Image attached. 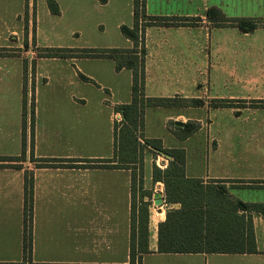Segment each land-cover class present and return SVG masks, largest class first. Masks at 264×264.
Listing matches in <instances>:
<instances>
[{"label":"crops","instance_id":"0c3cea01","mask_svg":"<svg viewBox=\"0 0 264 264\" xmlns=\"http://www.w3.org/2000/svg\"><path fill=\"white\" fill-rule=\"evenodd\" d=\"M133 1L55 0L60 14L54 15L48 0H0V159L20 158L25 151L24 161L12 164L17 168L0 161V263L23 260L26 172L34 179V262L129 263L134 170L116 166L114 126L122 117L115 108L132 103V71H117L112 59L51 58L32 50L41 51L38 9L45 2L51 19L70 14L69 25L60 32L51 30L58 40L79 35L81 30L71 29L74 19L90 37L89 49L73 50L132 49L133 42L121 28L135 26ZM74 7L80 8L78 12ZM212 8L227 18L264 25V0H146L147 16L203 19L196 27L146 28V98L201 99L205 104L147 108L144 137L161 140L166 149L185 150L187 180L224 186L231 198L243 203L264 204V199L246 195L264 189V181L254 182L264 180V165L248 153L231 150L234 137H242L251 127H264V99L233 96V90L244 92L256 81H233L237 76L216 66L235 60L264 64V27L252 32L214 27L206 18ZM66 44L56 49H72ZM219 101H232L233 107L215 108ZM177 123H197L201 128L183 140L181 132L171 130ZM32 154L35 159L113 162L85 168L61 162L57 168H40L31 161ZM165 163L167 168L169 162ZM148 177L152 181L151 170ZM156 184L157 192L165 191L163 183ZM180 208L150 204L149 253L142 264H264V233L256 222L253 253H159V225L169 210Z\"/></svg>","mask_w":264,"mask_h":264},{"label":"trees","instance_id":"16d2710c","mask_svg":"<svg viewBox=\"0 0 264 264\" xmlns=\"http://www.w3.org/2000/svg\"><path fill=\"white\" fill-rule=\"evenodd\" d=\"M106 4L108 0H99ZM50 11L54 15L60 14L55 0H48ZM135 26H123L122 34L134 44L132 49L107 50H46L42 56L51 58H99L112 59L116 63L117 71L129 69L133 74L132 103L115 108L123 117L122 123H115V151L114 159L121 168L133 169L137 164L139 141L135 131H144V115L147 108L180 107L200 108L204 106L201 99L184 98H146V56L145 31L148 27H196L203 19L186 17H150L146 14V0H134ZM36 11V10H35ZM206 18L214 27H237L244 32H252L263 26L259 21L247 19L227 18L217 8L207 12ZM85 79V78H83ZM86 80V79H85ZM215 108L233 107L232 101L214 102ZM241 108V107H238ZM187 123L180 138L185 140L198 131L201 126ZM144 147L149 148L156 155L170 156L167 169L161 170L156 165L152 169V181L165 185L167 204L181 205L180 209L169 210L166 221L159 225L158 251L163 254H246L256 251L255 235L252 220L245 214L258 213L264 216V204L243 203L228 197L224 186L204 185L198 180L185 178L186 153L183 149H166L161 140H144ZM25 139L23 146L25 147ZM167 158V157H166ZM25 151L20 158H1L0 161L23 162ZM40 168H57L61 162H67L68 167H103L112 160H50L35 159ZM120 163V164H119ZM17 168L18 166L10 165ZM22 169V168H21ZM133 201L131 214V249L128 264H142L143 256L149 253V206L148 202L137 206L135 202V173L133 174ZM33 190L34 179L29 172L25 174V217H24V246L23 260L20 262L0 264H46L33 260ZM152 196V195H150ZM230 196V195H229ZM243 213V214H241Z\"/></svg>","mask_w":264,"mask_h":264},{"label":"rangeland","instance_id":"374dc122","mask_svg":"<svg viewBox=\"0 0 264 264\" xmlns=\"http://www.w3.org/2000/svg\"><path fill=\"white\" fill-rule=\"evenodd\" d=\"M79 9L80 8L74 7L73 12H78ZM46 10H47V4L45 2L44 8L43 5L41 4L38 9V17L40 19V27L42 30L40 39L38 40V48L41 49V51L33 49L32 50L33 53H35L36 55H44L46 49H56L58 48L57 45H59L60 43H67L66 44L67 47L72 49H89L90 47L89 45H91L89 44L90 43L89 41H91L90 37H88L87 34L84 32V30H82V27L80 26L79 22H77L76 19H74L75 21H73V26L71 29L81 30L80 32L79 31L77 32L79 35L69 36L68 38L63 39V42L58 40V38L54 35L56 31L54 32L51 30L56 29L57 32H60V29L64 28V26L66 25H69L70 14H67L65 18L53 17L54 19H51L50 17H48ZM89 12L90 14H92L94 11L90 9ZM229 13L233 15L239 14V12H234L233 10H231V12ZM92 15L94 16V18L100 19L99 18L100 15L98 13L94 12ZM127 16H128V21H130L129 14H127ZM81 32L82 35H80ZM27 48L28 47H25V49ZM23 51L24 50L22 49L21 54L23 53ZM216 66H220L221 68L226 69V71L228 70L229 74L232 73L233 76H237L236 78H232L233 81H236L237 79L240 78L244 80L254 79V81H256L255 83H252V87L249 90H246L244 92L233 90L231 92L233 96H245L246 98L250 97L249 99H253V100L264 99V64L246 63L235 60L228 62L226 64H216ZM90 94L94 96V92H90ZM115 123L121 125L122 122L118 123L115 121ZM196 124L197 123H193V126H197ZM179 129L180 128H177L174 125L171 126L172 131L182 132ZM215 129H220V128H215ZM135 136L139 141V149L137 152L138 154L137 164L135 165V167H133L135 173V188H134L135 202L137 206H140V203L143 204L145 202H148L149 204L155 206V204L153 202L150 203V201L151 200L153 201L154 195L160 192L159 191L157 192L156 190L158 185L153 181H151L149 177L146 178L147 172L149 173L150 170L152 171L154 165H156L161 170L167 169L165 161L169 162V159L162 155L158 156L155 153H153L149 148L144 147L145 137L143 130L140 129L136 130ZM225 146L226 144H224L223 147L225 148ZM197 148L198 149L201 148L199 144ZM231 150L238 153H248V156L251 158V160H253L254 162H258L257 164L259 166L264 165V127H255V128L251 127V129L248 130L246 133H244L242 137H238V136L234 137L232 141ZM16 162H12L11 165ZM260 179L261 178L255 180L254 182L263 183L264 180L263 179L260 180ZM161 193L165 197L164 199L166 201V194L164 188L163 191H161ZM246 195L251 200H257V199L261 200L264 199V189L251 190L248 191ZM228 197L231 198V196L229 195ZM165 203L167 204V201ZM245 216H247V219L250 218L252 220L253 230L255 235V244L257 247L255 222L258 226V231L260 233H264V216L255 212L247 213L245 214Z\"/></svg>","mask_w":264,"mask_h":264},{"label":"water","instance_id":"95a60500","mask_svg":"<svg viewBox=\"0 0 264 264\" xmlns=\"http://www.w3.org/2000/svg\"><path fill=\"white\" fill-rule=\"evenodd\" d=\"M177 127H180V128H184L185 127V124H182V123H177L176 124ZM168 159H170V156H166ZM165 199H164V196L163 194L161 193H156L154 195V204L155 206L157 207H160V206H163L165 204Z\"/></svg>","mask_w":264,"mask_h":264},{"label":"built area","instance_id":"2783aa9c","mask_svg":"<svg viewBox=\"0 0 264 264\" xmlns=\"http://www.w3.org/2000/svg\"><path fill=\"white\" fill-rule=\"evenodd\" d=\"M122 120H123L122 117H120V118H116V119H115V121L118 122V123H121Z\"/></svg>","mask_w":264,"mask_h":264},{"label":"bare ground","instance_id":"6f19581e","mask_svg":"<svg viewBox=\"0 0 264 264\" xmlns=\"http://www.w3.org/2000/svg\"><path fill=\"white\" fill-rule=\"evenodd\" d=\"M160 216V215H159ZM162 218V217H161Z\"/></svg>","mask_w":264,"mask_h":264}]
</instances>
